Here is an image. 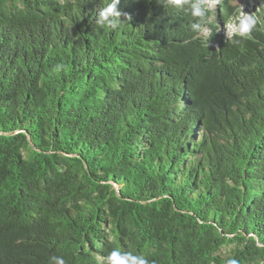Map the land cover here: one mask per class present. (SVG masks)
Masks as SVG:
<instances>
[{"label": "trees", "instance_id": "obj_1", "mask_svg": "<svg viewBox=\"0 0 264 264\" xmlns=\"http://www.w3.org/2000/svg\"><path fill=\"white\" fill-rule=\"evenodd\" d=\"M107 2L0 0V264H264V0Z\"/></svg>", "mask_w": 264, "mask_h": 264}, {"label": "clouds", "instance_id": "obj_2", "mask_svg": "<svg viewBox=\"0 0 264 264\" xmlns=\"http://www.w3.org/2000/svg\"><path fill=\"white\" fill-rule=\"evenodd\" d=\"M166 8H176L185 11L194 18L191 23V29L197 33V37L204 38L206 41L210 35V30L207 27L211 22V17L208 13L214 10L215 5L220 3V0H158ZM120 0H109L103 6L95 9V25L101 28H117L120 24L122 11L118 9ZM237 6V14L224 24V34L227 41L234 44L240 43L243 39L251 37L253 30L260 23V17L253 13H246L243 10V5L240 0H233ZM127 15V14H124ZM64 68L63 64H57L52 71L59 73ZM51 264H66V261L61 256L51 258ZM103 264H149V261L139 255H134L132 252H122L118 248L112 249L104 259ZM227 264H237L235 259H229Z\"/></svg>", "mask_w": 264, "mask_h": 264}, {"label": "rangeland", "instance_id": "obj_3", "mask_svg": "<svg viewBox=\"0 0 264 264\" xmlns=\"http://www.w3.org/2000/svg\"><path fill=\"white\" fill-rule=\"evenodd\" d=\"M230 2H231L232 5H235V4L233 3V0H230ZM240 3L243 5V10L246 12V10H247L249 7H251V6L254 5V0H240ZM215 7H216V5H215ZM219 31L223 33V32H224V26H220ZM229 248H230V246H225V247L222 249V251L225 252V251L228 250Z\"/></svg>", "mask_w": 264, "mask_h": 264}, {"label": "water", "instance_id": "obj_4", "mask_svg": "<svg viewBox=\"0 0 264 264\" xmlns=\"http://www.w3.org/2000/svg\"><path fill=\"white\" fill-rule=\"evenodd\" d=\"M220 26H223V24H222V23H220Z\"/></svg>", "mask_w": 264, "mask_h": 264}]
</instances>
